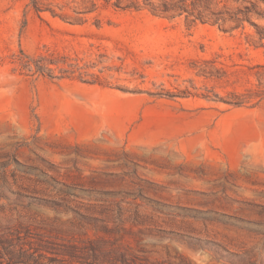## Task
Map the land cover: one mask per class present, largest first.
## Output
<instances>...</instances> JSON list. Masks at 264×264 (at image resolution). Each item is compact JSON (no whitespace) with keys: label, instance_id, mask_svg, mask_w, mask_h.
Masks as SVG:
<instances>
[{"label":"rangeland","instance_id":"374dc122","mask_svg":"<svg viewBox=\"0 0 264 264\" xmlns=\"http://www.w3.org/2000/svg\"><path fill=\"white\" fill-rule=\"evenodd\" d=\"M11 236L48 264H264V0H0Z\"/></svg>","mask_w":264,"mask_h":264},{"label":"trees","instance_id":"16d2710c","mask_svg":"<svg viewBox=\"0 0 264 264\" xmlns=\"http://www.w3.org/2000/svg\"><path fill=\"white\" fill-rule=\"evenodd\" d=\"M111 1V0H107ZM118 6L122 5V0H115ZM175 7L170 6L169 4H164L163 7L154 6L152 9L156 13L166 14L170 13L174 10ZM22 240L21 236L17 237H2L0 238V245L5 251L4 254L0 252L2 255L0 258H4V255L7 256L6 264H48L46 260L50 258L47 253L50 249L49 247L43 246H31L29 245L28 249L24 247L23 244H20L16 247L14 241ZM71 246V245H66ZM47 252V253H46ZM65 256H69L70 258H75L74 253L67 252ZM50 261V259H49ZM117 262L120 264H134L131 263L129 259L126 257H120L117 259Z\"/></svg>","mask_w":264,"mask_h":264}]
</instances>
